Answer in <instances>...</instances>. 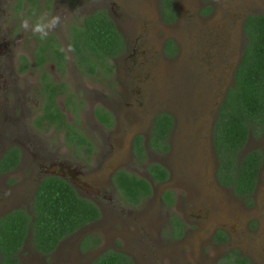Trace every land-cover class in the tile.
Segmentation results:
<instances>
[{"label":"rangeland","instance_id":"374dc122","mask_svg":"<svg viewBox=\"0 0 264 264\" xmlns=\"http://www.w3.org/2000/svg\"><path fill=\"white\" fill-rule=\"evenodd\" d=\"M13 1L5 0L0 6L1 36L6 38L10 32L12 38H28V42H32L35 36L20 28L23 16ZM104 3L125 45L123 53L117 57L121 70L131 76L123 96L125 109L134 96L133 104L141 118L149 117V105L154 113L165 112L172 117V148L163 155L172 170L167 186L178 196L176 210L191 224V230L182 240L170 244L167 249L170 255L161 261L164 264H210L218 252L236 249L250 257L251 264H264V254L236 236L245 227V230H255L250 236L264 241V136L249 134L240 150L242 155L259 149L263 158L250 201L228 187L219 186L218 160L212 142L223 92L232 82L233 68L245 46L242 19L245 15L264 14V0H172L176 17L170 22L162 16L161 0H56L45 11L42 6L40 13L60 14L62 24L52 32H58L56 36L63 38L68 25L81 21L84 15L98 10ZM168 41L170 49H166ZM2 99L0 94L1 103ZM2 107L0 110H4ZM152 115L153 112L150 117ZM5 122L2 115L0 133ZM162 188L158 186L156 193ZM22 191L14 190L18 194ZM29 191L24 190L26 196ZM3 192H8L4 184L0 185V197ZM94 194L95 191L89 193ZM11 202H0V214L7 213L9 208L26 206L17 199ZM176 210L172 213L176 214ZM154 212L159 216L157 220L162 224L159 229L165 237L170 212L163 208L150 209L143 204L135 209L138 217L134 223L124 225L121 221L100 219L85 227L82 232L103 236V242L92 252H76L73 244L77 235H71L63 238L47 257L27 242L19 253L20 262L88 264L104 253L112 240L124 246L131 236V243L125 248L136 263L159 264L143 252L145 249L140 247L139 239L134 241L137 228L149 231ZM214 229L229 235L226 245L209 244ZM246 236L249 237L247 233Z\"/></svg>","mask_w":264,"mask_h":264},{"label":"flooded vegetation","instance_id":"af4514ba","mask_svg":"<svg viewBox=\"0 0 264 264\" xmlns=\"http://www.w3.org/2000/svg\"><path fill=\"white\" fill-rule=\"evenodd\" d=\"M4 1L0 0V6ZM38 1L14 0L13 4L20 8L23 17L31 16L33 11L39 16L42 6L45 11L56 0H50L48 8L45 0ZM105 4L98 10H105L110 17ZM87 15L81 21L68 25L63 38L56 36L58 32H50L46 40L34 37L32 42H28V38H12L10 32L6 38H2L0 29V94L3 98L0 106L4 109L0 110V126L2 115L6 119V126L0 133V161L10 148L16 150L12 154L17 157L14 166L7 162V168L0 170V185L4 184L8 191L1 193L0 202L8 204L17 199L26 204L25 209H29L34 191L44 177L53 176L64 181L78 196L91 201L99 210L96 221L69 235H77L73 247L79 253L92 252L103 242V236L97 233L82 232L85 227L100 219H110L115 223L121 221L124 225L134 223L138 217L135 209L143 204L150 209L163 208L170 212L167 236L161 234L159 228L162 224L157 220V212H154L149 231L137 228L134 241L139 239L143 243L139 242L140 247L145 249L143 252L148 257L151 255L150 258L159 261V264H164L161 260L170 255V250H167L170 244L182 240L191 230V224L176 210L178 196L167 186L172 170L163 160V155L172 148L173 122L167 136L162 139L169 149L162 151L151 143L156 116L162 112L154 113V108L149 105V117L141 118L133 104L134 96L127 103L128 110L125 109L123 96L131 76L121 70L117 60L125 45L118 54L107 55L103 61L91 60L93 63L84 62L81 58L85 56H78L69 50L70 27L81 26ZM2 23L3 14L0 12V25ZM61 45L65 52L58 50ZM152 164H159L167 171L165 180L154 178L148 168ZM122 173L147 181L150 195L137 203L126 199L117 183ZM158 186L163 188L156 193ZM16 189L23 190V193L14 192ZM25 189H30L28 196ZM91 191H95L94 196L89 195ZM166 191L171 194L170 202L162 197ZM173 209L177 211L176 214L172 213ZM3 214L4 211L0 217ZM245 222L247 228L248 220ZM244 228L236 236L258 253L264 254V241L260 242L255 235L250 236L254 229ZM217 231H211L209 244L216 247L226 245L229 235L222 230L226 239L219 241L215 239ZM130 243L131 236L126 240V245ZM126 245L112 240L103 252L123 253L137 264ZM233 251L245 256L248 264H251L250 257L236 249L218 252L210 264H218L228 252Z\"/></svg>","mask_w":264,"mask_h":264},{"label":"trees","instance_id":"16d2710c","mask_svg":"<svg viewBox=\"0 0 264 264\" xmlns=\"http://www.w3.org/2000/svg\"><path fill=\"white\" fill-rule=\"evenodd\" d=\"M49 1L45 0L47 8ZM161 1L163 18L168 22L173 21L176 14L172 0ZM242 30L245 46L233 71L232 82L219 105L212 142L218 160V182L250 201L262 154L259 149H253L240 155V150L249 134L264 136V14L247 15ZM69 37L74 52L78 56H85L81 58L84 62L103 61L107 55H116L124 48V40L105 10H96L85 16L81 26L72 25ZM170 47L168 41L166 49ZM171 124L172 117L169 114L162 112L156 116L151 137L154 147L162 151L169 149L162 139L167 136ZM14 151L10 148L3 154L0 170L7 168V162L11 166L16 164L17 157L12 154ZM148 168L155 179L162 181L167 178V171L159 164H152ZM117 183L121 194L135 203L151 193L147 181L135 175L122 173ZM162 197L171 201L169 191ZM98 218L99 210L94 203L78 196L64 181L53 176L44 177L34 191L29 209H13L0 217V264H23L19 253L26 242H30L38 253L47 257L60 240ZM215 239L223 241L226 235L217 231ZM248 262L245 256L233 251L228 252L218 264ZM90 264L134 263L123 253L106 251Z\"/></svg>","mask_w":264,"mask_h":264},{"label":"clouds","instance_id":"9594fccd","mask_svg":"<svg viewBox=\"0 0 264 264\" xmlns=\"http://www.w3.org/2000/svg\"><path fill=\"white\" fill-rule=\"evenodd\" d=\"M32 17H36L34 20ZM62 24V18L59 13L51 15L43 13L37 16L33 11L31 16H24L20 20V28L24 31H30L34 36H38L40 40H46L50 32L55 31ZM58 50L65 52V48L61 45ZM69 50L74 51V48L69 45Z\"/></svg>","mask_w":264,"mask_h":264}]
</instances>
